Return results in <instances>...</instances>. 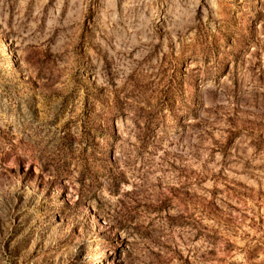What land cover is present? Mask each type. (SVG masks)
Instances as JSON below:
<instances>
[{"label": "rangeland", "instance_id": "obj_1", "mask_svg": "<svg viewBox=\"0 0 264 264\" xmlns=\"http://www.w3.org/2000/svg\"><path fill=\"white\" fill-rule=\"evenodd\" d=\"M0 264H264V0H0Z\"/></svg>", "mask_w": 264, "mask_h": 264}, {"label": "trees", "instance_id": "obj_2", "mask_svg": "<svg viewBox=\"0 0 264 264\" xmlns=\"http://www.w3.org/2000/svg\"><path fill=\"white\" fill-rule=\"evenodd\" d=\"M5 251H7V247H6V250Z\"/></svg>", "mask_w": 264, "mask_h": 264}]
</instances>
